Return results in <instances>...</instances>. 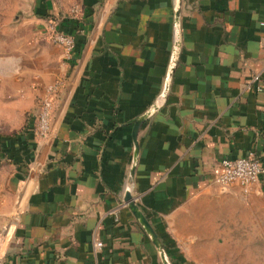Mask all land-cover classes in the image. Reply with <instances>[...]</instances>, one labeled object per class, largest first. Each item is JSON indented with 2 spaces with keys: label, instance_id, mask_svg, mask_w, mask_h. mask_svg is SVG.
<instances>
[{
  "label": "crops",
  "instance_id": "obj_1",
  "mask_svg": "<svg viewBox=\"0 0 264 264\" xmlns=\"http://www.w3.org/2000/svg\"><path fill=\"white\" fill-rule=\"evenodd\" d=\"M33 12L35 52L0 55V75L34 96L55 77L64 85L46 136L34 132L35 103L0 134V156H16L21 176L0 264H164L127 187L169 264L226 263L238 215L264 219V174L248 191L214 179L224 157L264 163V0H81L73 13L36 0ZM51 14L69 19L70 61L42 40ZM153 105L134 159L133 122Z\"/></svg>",
  "mask_w": 264,
  "mask_h": 264
},
{
  "label": "rangeland",
  "instance_id": "obj_2",
  "mask_svg": "<svg viewBox=\"0 0 264 264\" xmlns=\"http://www.w3.org/2000/svg\"><path fill=\"white\" fill-rule=\"evenodd\" d=\"M36 0H0V40L7 41L13 38V50L9 53L0 52V55L11 59L19 56L22 51L26 55L35 52V38L30 32L36 26L31 21L33 4ZM81 0H50L60 8L61 13L74 12ZM73 9V10H72ZM56 15L51 14L50 17ZM46 18V20L48 19ZM46 22V21H45ZM11 36L8 38V31ZM34 31V30H33ZM41 38L46 43L51 42L44 31ZM15 76L5 78L0 75V134L15 130L26 115L32 104H37L40 94H27L15 85L19 84ZM28 87L36 88L40 84L27 83ZM41 87V86H40ZM6 151V149H5ZM16 156H0V252L8 238L18 207L17 184L21 179L15 169L19 163L14 161ZM18 164V165H16ZM260 214V213H259ZM264 216V210H262ZM236 223V240L227 242L226 251L231 253L225 262L229 264H264V219L250 220L246 215H238ZM223 263L222 264H226Z\"/></svg>",
  "mask_w": 264,
  "mask_h": 264
},
{
  "label": "built area",
  "instance_id": "obj_3",
  "mask_svg": "<svg viewBox=\"0 0 264 264\" xmlns=\"http://www.w3.org/2000/svg\"><path fill=\"white\" fill-rule=\"evenodd\" d=\"M61 18L62 17L59 16L48 18L44 24V33L51 42L61 46L63 61H70L75 46L74 35L71 31L68 32L59 28L58 23ZM179 28V24L174 23L169 65L175 64L177 60V52L180 45ZM63 85V77H55L45 84L44 90L39 96L34 112L33 123L34 132L39 137L46 136L51 128L55 100ZM162 96L163 95L160 94L155 103H158L162 99ZM221 167V171L214 177L215 181L220 184L236 182L243 187L245 191H248L250 186L259 179L260 174H264V163L255 152L235 158L224 157L221 159ZM101 243L100 240H96L94 242V248H98Z\"/></svg>",
  "mask_w": 264,
  "mask_h": 264
},
{
  "label": "water",
  "instance_id": "obj_4",
  "mask_svg": "<svg viewBox=\"0 0 264 264\" xmlns=\"http://www.w3.org/2000/svg\"><path fill=\"white\" fill-rule=\"evenodd\" d=\"M179 5L180 4L177 3L175 5V9H174V23L175 24H179V12H180V6ZM173 67H174V64H171L168 66L163 92H165L167 89L168 79L170 78V76L172 74ZM154 105L151 108H148L145 112L141 113L133 122L132 139H133V144H134V147H133V158L134 159L136 158V154H137V150H138V143H137V139H136L138 129H139L141 123L144 121V119L151 113ZM132 173H133V167L129 171V179L131 178ZM123 199L128 204L131 211L136 216V218L139 220V222L143 225L144 229L146 230V232L150 236L151 240L156 245L164 264H169V262L166 258V253L164 251L163 244L161 243L156 232L154 231L152 225L149 223V221L147 220L145 215L142 213V211L138 208V206H137V204H136V202H135V200H134V198L130 192V189L128 187L124 191Z\"/></svg>",
  "mask_w": 264,
  "mask_h": 264
},
{
  "label": "trees",
  "instance_id": "obj_5",
  "mask_svg": "<svg viewBox=\"0 0 264 264\" xmlns=\"http://www.w3.org/2000/svg\"><path fill=\"white\" fill-rule=\"evenodd\" d=\"M86 15H83L82 18L84 19ZM60 29L64 31H70L69 19L67 17H62L58 23ZM15 162H20L17 158H14Z\"/></svg>",
  "mask_w": 264,
  "mask_h": 264
}]
</instances>
